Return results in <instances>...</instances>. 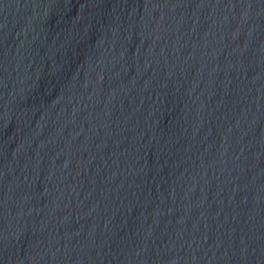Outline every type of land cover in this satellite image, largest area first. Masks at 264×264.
I'll return each mask as SVG.
<instances>
[{"label":"water","instance_id":"obj_1","mask_svg":"<svg viewBox=\"0 0 264 264\" xmlns=\"http://www.w3.org/2000/svg\"><path fill=\"white\" fill-rule=\"evenodd\" d=\"M0 264H264V0H0Z\"/></svg>","mask_w":264,"mask_h":264}]
</instances>
